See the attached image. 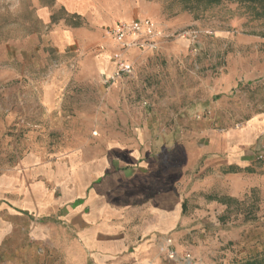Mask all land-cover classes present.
<instances>
[{"label":"rangeland","instance_id":"374dc122","mask_svg":"<svg viewBox=\"0 0 264 264\" xmlns=\"http://www.w3.org/2000/svg\"><path fill=\"white\" fill-rule=\"evenodd\" d=\"M95 2L97 14L71 17L51 0H0V168L36 144L70 146L80 130L92 128L95 115L117 118H105L104 127H126L125 116L131 131L149 125L172 136L181 132L185 141L258 119L241 203L233 201L216 215L212 234L184 235L181 254L191 255L192 264H264V17L257 14L262 1L221 0L206 7L195 0ZM45 8L49 23L42 18ZM145 17L165 37L154 52L128 53L132 75L106 82L114 59L108 74L82 73L95 55L116 52L106 26ZM75 23L80 26L73 29L86 34L57 44L54 30ZM45 98L50 107L42 104Z\"/></svg>","mask_w":264,"mask_h":264},{"label":"crops","instance_id":"0c3cea01","mask_svg":"<svg viewBox=\"0 0 264 264\" xmlns=\"http://www.w3.org/2000/svg\"><path fill=\"white\" fill-rule=\"evenodd\" d=\"M51 1L71 17L98 13L95 0H71L82 10ZM42 14L49 23V9ZM70 26L54 30L57 44L86 34ZM109 54L95 55L82 73L112 72ZM105 118L117 122L95 115L70 146L36 144L0 168V264H182L183 236L212 234L216 215L241 203L258 119L185 141L149 125L131 131L125 116L126 127H104Z\"/></svg>","mask_w":264,"mask_h":264},{"label":"built area","instance_id":"2783aa9c","mask_svg":"<svg viewBox=\"0 0 264 264\" xmlns=\"http://www.w3.org/2000/svg\"><path fill=\"white\" fill-rule=\"evenodd\" d=\"M105 32L116 46V52L113 55L115 68L106 82L132 75L134 67L128 59V53L131 50L154 52L159 48L161 38L165 37L157 23L147 17L131 21H117L106 26ZM168 257H175L174 252L170 251ZM181 259L185 260V264H192V258L188 253L183 254Z\"/></svg>","mask_w":264,"mask_h":264},{"label":"trees","instance_id":"16d2710c","mask_svg":"<svg viewBox=\"0 0 264 264\" xmlns=\"http://www.w3.org/2000/svg\"><path fill=\"white\" fill-rule=\"evenodd\" d=\"M196 2H202L204 3V7L206 6H211L213 4H218L221 2V0H195ZM248 1H251V2H254V1H262V4H261V11L258 12V16L260 17H264V0H248ZM244 264H257V262H250V261H247L245 262Z\"/></svg>","mask_w":264,"mask_h":264}]
</instances>
